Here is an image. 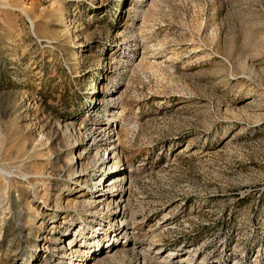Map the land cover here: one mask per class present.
I'll return each mask as SVG.
<instances>
[{"label":"rangeland","instance_id":"rangeland-1","mask_svg":"<svg viewBox=\"0 0 264 264\" xmlns=\"http://www.w3.org/2000/svg\"><path fill=\"white\" fill-rule=\"evenodd\" d=\"M0 264H264V0H0Z\"/></svg>","mask_w":264,"mask_h":264},{"label":"bare ground","instance_id":"bare-ground-1","mask_svg":"<svg viewBox=\"0 0 264 264\" xmlns=\"http://www.w3.org/2000/svg\"><path fill=\"white\" fill-rule=\"evenodd\" d=\"M118 177V176H117ZM123 178V175L121 176V179ZM113 178H112V176L108 179V181H106L107 182V184H106V186L107 185H111L112 186V180ZM115 181V180H114ZM122 186V185H121ZM100 191V190H99ZM111 192V191H110ZM123 195V194H122ZM101 197H105V198H114L113 197V195L112 194H110L109 193V191H108V189H103V190H101V192L98 194V196H97V198H101ZM122 200H123V198H122ZM124 202H125V199H124ZM121 203V202H120ZM124 208V207H123ZM123 216V215H122ZM130 227L128 226V223L127 222H124V220L122 221V225H121V229H120V231L117 233V234H115V237H114V242H116V244H114L113 245V247L110 249V250H107V252H102V253H100V254H98L97 256H95V261L96 262H98V263H101V262H103V261H105L108 257L110 258V256H111V254L112 253H116L117 251H118V248L120 247V244H121V239H127L128 238V235H129V231L128 230H130L129 229ZM69 239H71V238H69ZM85 241H88V239H86ZM120 241V242H119ZM117 242H119L118 244H117ZM70 243V242H69ZM84 243H86V242H84ZM84 243L83 244H81V245H83L84 246ZM110 243V241H106V243H105V245H108ZM92 244V243H91ZM100 244H103V243H97V244H94L93 246H94V249L96 248V247H98ZM76 245V244H75ZM80 245V244H79ZM110 245V244H109ZM82 246V247H83ZM80 247V246H79ZM71 248H75L74 246H73V244H72V247ZM90 248V247H89ZM187 261V263L190 261L189 259L188 260H186Z\"/></svg>","mask_w":264,"mask_h":264}]
</instances>
